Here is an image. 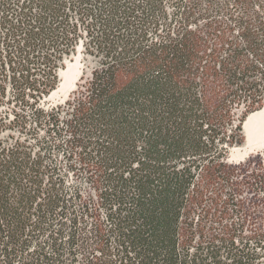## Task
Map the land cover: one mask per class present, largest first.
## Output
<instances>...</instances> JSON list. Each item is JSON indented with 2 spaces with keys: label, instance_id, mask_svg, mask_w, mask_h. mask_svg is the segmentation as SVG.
Segmentation results:
<instances>
[{
  "label": "trees",
  "instance_id": "1",
  "mask_svg": "<svg viewBox=\"0 0 264 264\" xmlns=\"http://www.w3.org/2000/svg\"><path fill=\"white\" fill-rule=\"evenodd\" d=\"M263 106L264 0H0V264H264Z\"/></svg>",
  "mask_w": 264,
  "mask_h": 264
},
{
  "label": "rangeland",
  "instance_id": "2",
  "mask_svg": "<svg viewBox=\"0 0 264 264\" xmlns=\"http://www.w3.org/2000/svg\"><path fill=\"white\" fill-rule=\"evenodd\" d=\"M82 57H83L82 47L79 46L77 52L75 54H73L71 57H69V58L66 59L65 65L63 67H61L60 70H59V84H58L57 88L55 90H53L51 92V94L49 96H47V98H46V100L49 103V105H56L58 103L64 102L68 98L70 92L77 85V83H76L75 87L72 88L66 94L63 91H61V92H58L57 94H55L53 97H51L52 96V93L55 92V91H57L60 88V85H61V83L64 80L63 76L61 75V71L62 70L67 69L69 64H77L78 65V68H79V71H78V80H79L80 77H81V75L85 72V69H87L88 72H89V70L91 69V67L94 65V64H86L84 62V60L82 59ZM262 110H264V106L262 108H260V109H257L255 111L251 112L248 115V117L252 113H255L257 111H261V112L264 113V111H262ZM240 112L241 111H239V113ZM248 117L246 118V121H247ZM263 119H264V117H263ZM245 122L243 124V138H244V141H243L242 144H238V145L232 147V149H231V151H230V153L228 155V161L230 163H238V162L244 161L249 155H251V154L254 155V154H257L258 153L259 155H257V157H255V161H253L252 164H251V168H255L256 163L259 162L261 159H262L261 161H263L262 163H264V143L261 141L262 137L264 138V127H261V130H262L261 133H260L261 138L259 140H257L253 136L252 137L251 136L249 137V134H248V132H247V130L245 128ZM259 123H260V121H259ZM248 138H253L254 141L253 140H250ZM251 143H252V145H251ZM246 146H248L247 149L245 148ZM250 147H252V149ZM249 151H251V152H249ZM246 152H247V154H246ZM244 193H245L244 196H245V199H246L247 202L248 201L254 202L255 196L251 192H249L247 190Z\"/></svg>",
  "mask_w": 264,
  "mask_h": 264
},
{
  "label": "bare ground",
  "instance_id": "3",
  "mask_svg": "<svg viewBox=\"0 0 264 264\" xmlns=\"http://www.w3.org/2000/svg\"><path fill=\"white\" fill-rule=\"evenodd\" d=\"M78 65L77 64H69L68 68L61 71V75L63 76L64 80L60 85V88L52 93V97L57 94L58 92L63 91L65 94L68 93L72 88L75 87L77 81H78ZM81 74V73H80ZM264 111V110H262ZM264 113L261 111H257L255 113H252L247 121L245 122V128L249 134V137L253 136L255 139L259 140L261 138V127H264ZM260 121V123H259ZM250 140H253V138H248ZM261 141L264 143V138L262 137ZM251 142V141H250ZM250 144V143H249ZM252 145V143H251ZM248 147V146H246ZM252 149V147H250ZM246 151V150H245ZM247 154V152H246Z\"/></svg>",
  "mask_w": 264,
  "mask_h": 264
},
{
  "label": "water",
  "instance_id": "4",
  "mask_svg": "<svg viewBox=\"0 0 264 264\" xmlns=\"http://www.w3.org/2000/svg\"><path fill=\"white\" fill-rule=\"evenodd\" d=\"M69 62H70V61H69ZM51 97H52V96H51ZM245 148L247 149V147H245ZM245 148H244V149H245ZM249 152H251V151H249Z\"/></svg>",
  "mask_w": 264,
  "mask_h": 264
}]
</instances>
